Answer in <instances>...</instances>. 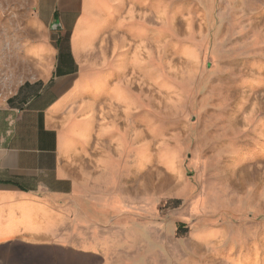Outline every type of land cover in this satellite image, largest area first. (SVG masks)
I'll return each instance as SVG.
<instances>
[{
	"label": "rangeland",
	"instance_id": "374dc122",
	"mask_svg": "<svg viewBox=\"0 0 264 264\" xmlns=\"http://www.w3.org/2000/svg\"><path fill=\"white\" fill-rule=\"evenodd\" d=\"M104 1L102 38L142 47L79 59L87 135L118 158L74 195L16 201L30 240L103 247L107 264H264V0ZM53 9L0 0V105L46 77Z\"/></svg>",
	"mask_w": 264,
	"mask_h": 264
},
{
	"label": "crops",
	"instance_id": "0c3cea01",
	"mask_svg": "<svg viewBox=\"0 0 264 264\" xmlns=\"http://www.w3.org/2000/svg\"><path fill=\"white\" fill-rule=\"evenodd\" d=\"M65 2L55 0L50 16L59 21L61 30L51 47L54 56L46 77L24 83L0 105V264L108 261L103 247L31 241L34 232L15 206L26 196L74 195L83 188L85 177L103 174L111 167L109 161L118 158L108 141H90L87 135V115L92 111L82 97L94 90V75L81 71L79 59L134 63L142 59V47L122 43L117 34L102 38L107 30L102 16L108 14L104 0H80L79 8L76 0L73 7H64ZM131 158L141 159V154Z\"/></svg>",
	"mask_w": 264,
	"mask_h": 264
},
{
	"label": "water",
	"instance_id": "95a60500",
	"mask_svg": "<svg viewBox=\"0 0 264 264\" xmlns=\"http://www.w3.org/2000/svg\"><path fill=\"white\" fill-rule=\"evenodd\" d=\"M54 21V28L56 30H61V26L58 20H53Z\"/></svg>",
	"mask_w": 264,
	"mask_h": 264
}]
</instances>
